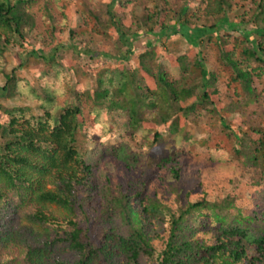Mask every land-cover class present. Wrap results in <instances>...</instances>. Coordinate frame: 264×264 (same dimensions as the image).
Returning a JSON list of instances; mask_svg holds the SVG:
<instances>
[{
	"label": "trees",
	"instance_id": "1",
	"mask_svg": "<svg viewBox=\"0 0 264 264\" xmlns=\"http://www.w3.org/2000/svg\"><path fill=\"white\" fill-rule=\"evenodd\" d=\"M195 1L79 0L82 26L74 30L65 16L52 14L51 0H0V73L5 52L15 48L42 60L47 74L56 66L63 76L78 74L82 54L91 60L103 44L111 50L98 55L118 64L97 69L86 91L61 82L59 104L48 86L41 89L40 115L1 107L0 264H264L263 115L242 113L236 128L220 117L222 142L210 146L208 162L185 150L172 155L159 128L190 141L189 117L219 107L217 77L201 51L168 53L179 78L160 62L161 48L141 53L136 68L128 64L142 31L179 35L195 47L209 35L216 61L248 97L246 105L264 101L254 86V78L264 85V0H250L239 19L258 22L260 37L241 30L232 47L228 32L236 27L228 13L237 0H198L203 8L191 13ZM31 42L41 49L28 50ZM4 79L0 99L15 94L16 78L4 73ZM100 110L122 121L138 156L117 152L116 161L98 160L107 148L90 149L87 130ZM216 153L230 154L236 165L222 164Z\"/></svg>",
	"mask_w": 264,
	"mask_h": 264
},
{
	"label": "rangeland",
	"instance_id": "2",
	"mask_svg": "<svg viewBox=\"0 0 264 264\" xmlns=\"http://www.w3.org/2000/svg\"><path fill=\"white\" fill-rule=\"evenodd\" d=\"M42 3L44 0H40ZM55 3L51 7V12L53 15L60 19L62 16H65L67 20H70L69 27L77 30L82 26V4L79 0H51ZM107 1V0H105ZM200 2V1H199ZM238 6L234 9V11H230L228 13V19L230 22L235 24L236 29L228 32L229 34V42L234 45V39L240 38L241 30L245 32H251V37L254 39H258V36L254 31L258 26V22L251 21L248 23L241 24L239 23V19L242 15H247L246 13L249 11L251 7V1L247 0V2H241L237 0ZM203 8L201 4L198 3V0L195 1L193 10L196 7ZM190 13V14H191ZM249 13V12H248ZM224 29L219 31L220 36H224ZM227 32V31H226ZM158 32L155 34L147 33L146 31L140 32L137 37L132 41V46L134 50V54L131 56L128 64L131 68H136L138 66V57L141 53L148 50H154L157 48L162 49L160 62L169 72L170 76L173 78L180 77V71L176 68L170 66L168 61V53L169 55L175 56H183L190 51H197L203 53V58L205 60V65L207 70L210 72H214L216 79V89L218 93V101L219 107L214 109L209 106L207 110L197 111L195 114H192L188 121L186 122V132L191 138L190 141L182 137L181 135L171 136L164 129V127H160L159 131L163 135L164 140L166 142V149L169 150L170 154H175L179 150H185L188 153H199V157L202 158V162L210 161L209 156L213 155L210 149V146L216 145L219 139L221 138L222 132V119L220 117H224L225 121L230 123L232 122L233 126L236 128V123L238 118L241 117L242 113L247 114V116L251 115L252 111L256 112V115H263L264 117V101L262 98H259L257 101L259 102H251L249 105L248 97L244 96L238 90L237 82H233L232 75L229 71L223 68L219 62L216 61L217 51L215 46L212 44V41L208 40L209 35H205L203 37V47H195L192 43L183 39L179 35H173L170 38H159ZM62 43L67 45L68 42V34L64 31L60 34ZM83 50V45L85 42H80ZM41 49L38 44H34L31 42V45L27 47L28 50L32 49ZM111 50L109 44H103L102 46H95L96 55H93V59H89L88 56L82 54L81 60L77 61L78 67L80 68V72L76 74L75 72H66L67 76H63L62 72L59 73V66H56L54 70H51L47 74V69L45 65L42 63V60L37 57H29L25 56L21 53L23 50L20 48H15L13 50L7 51L4 54V58L1 60L3 67L1 66V70L3 72L0 73V85H4V73L12 74L16 81L14 82L15 91L12 97L2 98L0 99V124L3 122L2 119V110L1 107H28L32 113L35 115H40L42 110L40 108L41 99L37 98L36 94L40 92L41 89L46 88L48 86V90L51 91L52 96L55 97L56 102L61 103L64 100L60 94L63 93V85H59L63 81H67L69 85L76 86L79 91H86L92 87L93 77L98 70L101 69H114L118 64L110 59H106L102 56H99V52H108ZM235 59H238L239 56L238 50L234 51ZM67 57V56H66ZM68 57H71V54L68 53ZM68 60V59H67ZM76 64V62H73ZM58 69V70H57ZM70 76V78H69ZM255 79L254 86L260 92L261 96H264V85L259 84V81ZM64 83V82H63ZM61 96V97H60ZM190 100L188 103H191ZM187 103V104H188ZM115 119H117V115H114ZM112 116L106 113L104 110H100L97 113L96 124L94 126L88 127L87 130V138H88V146L91 148L97 147V145H103L107 148V153L104 154V158L99 159L100 161H116L113 157L117 152L123 155V152H127L129 155V159H132L133 155H139L140 152L135 150L129 141V136L124 128L121 126L122 121H114ZM234 128V129H235ZM187 135V136H188ZM221 140V139H220ZM201 142L210 143L208 147H200L197 146ZM222 142V140H221ZM129 148V150H125L123 147ZM133 148V149H132ZM101 155V154H100ZM121 156V155H120ZM194 156V155H193ZM196 156V155H195ZM213 157L222 161L221 163H225L227 166L236 165L237 161L228 154L219 155L216 153ZM116 159L120 158L116 154ZM122 158V156H121ZM161 158V157H160ZM216 163V162H215ZM160 171H166L167 168L162 169L159 168ZM155 165L152 168V175L156 174ZM206 176V174L204 175ZM207 181L208 174H207ZM206 183H203V190H206ZM198 193L200 194L199 190ZM202 193V192H201ZM201 195V194H200ZM83 229H85V225H81Z\"/></svg>",
	"mask_w": 264,
	"mask_h": 264
}]
</instances>
